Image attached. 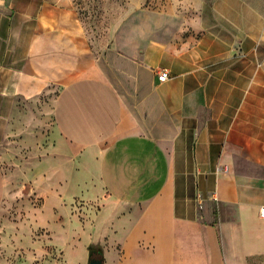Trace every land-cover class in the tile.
I'll return each mask as SVG.
<instances>
[{"label":"crops","instance_id":"obj_1","mask_svg":"<svg viewBox=\"0 0 264 264\" xmlns=\"http://www.w3.org/2000/svg\"><path fill=\"white\" fill-rule=\"evenodd\" d=\"M45 6L0 0V147L15 102L56 85L54 132L79 149V178L92 183L79 196L96 197L82 222L72 217L81 256L102 239L120 246L119 264L263 257L264 0H200L192 29L159 25L134 52L98 59L72 11ZM159 68L171 78L159 82ZM37 178V215L62 219L64 185ZM8 196L0 171V210ZM19 225L14 252L43 250V219ZM0 264H12L1 247Z\"/></svg>","mask_w":264,"mask_h":264},{"label":"rangeland","instance_id":"obj_2","mask_svg":"<svg viewBox=\"0 0 264 264\" xmlns=\"http://www.w3.org/2000/svg\"><path fill=\"white\" fill-rule=\"evenodd\" d=\"M199 3L200 0H43L48 16L55 14L57 5L72 11L82 45L97 59L108 49L117 54L134 52L137 34L150 39L159 25L192 29ZM57 90L56 85L49 84L40 93L15 102L11 132L0 147V171L10 195L0 210L1 256L6 255L12 264H22L27 254L31 260L26 264H88L89 250L96 249L103 264H119L120 246L106 245L102 239L86 246L87 259L81 256L79 222L72 217H80L82 222L89 212L83 207L94 211L96 197L91 196L87 202L79 196L92 185L89 180L79 178L82 171L77 158L79 149L61 141L54 132L51 109ZM37 177L44 186L50 183L46 180L52 178L54 182L57 177L64 185L62 219L52 220L50 207H43L37 215L43 201V196L36 192ZM23 218L38 222L43 219V227L34 230L40 236L39 246L43 250L35 247L22 254L10 247ZM38 251H42L39 256ZM251 264H264V256Z\"/></svg>","mask_w":264,"mask_h":264},{"label":"built area","instance_id":"obj_3","mask_svg":"<svg viewBox=\"0 0 264 264\" xmlns=\"http://www.w3.org/2000/svg\"><path fill=\"white\" fill-rule=\"evenodd\" d=\"M156 77L159 82L166 81L171 78L170 72L167 68H159L156 71ZM260 216L264 218V207L260 208Z\"/></svg>","mask_w":264,"mask_h":264},{"label":"water","instance_id":"obj_4","mask_svg":"<svg viewBox=\"0 0 264 264\" xmlns=\"http://www.w3.org/2000/svg\"><path fill=\"white\" fill-rule=\"evenodd\" d=\"M99 251H97L96 249H90L89 250V261L88 264H103V259L100 257H93L95 255H97Z\"/></svg>","mask_w":264,"mask_h":264},{"label":"flooded vegetation","instance_id":"obj_5","mask_svg":"<svg viewBox=\"0 0 264 264\" xmlns=\"http://www.w3.org/2000/svg\"><path fill=\"white\" fill-rule=\"evenodd\" d=\"M93 257H97V255L93 256Z\"/></svg>","mask_w":264,"mask_h":264}]
</instances>
